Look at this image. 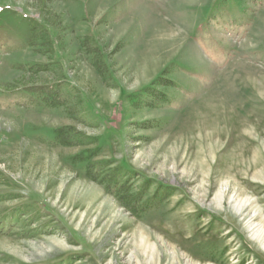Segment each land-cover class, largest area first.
Instances as JSON below:
<instances>
[{
    "label": "rangeland",
    "instance_id": "1",
    "mask_svg": "<svg viewBox=\"0 0 264 264\" xmlns=\"http://www.w3.org/2000/svg\"><path fill=\"white\" fill-rule=\"evenodd\" d=\"M263 239L264 2L0 0V264H264Z\"/></svg>",
    "mask_w": 264,
    "mask_h": 264
},
{
    "label": "bare ground",
    "instance_id": "2",
    "mask_svg": "<svg viewBox=\"0 0 264 264\" xmlns=\"http://www.w3.org/2000/svg\"><path fill=\"white\" fill-rule=\"evenodd\" d=\"M220 196H221V194H220ZM220 196L218 197V199L220 198ZM246 206H248L247 204H246V201L245 202H242L241 204H236V206H235V210L238 212V213H240V215H243V212L247 209V207ZM251 217L250 218H248V224H249V228L252 230V237H261V233H262V230L260 231L259 229H255L254 227L255 226H253L252 225V222H250L251 221ZM263 241H264V239H263ZM154 245L153 244H150V243H148L147 242V240H140V248L141 249H148L149 251L151 250V255H152V257H149V260L150 261H155V256H156V247H153ZM137 254V253H136ZM138 255V254H137ZM156 261H158V260H156ZM153 263V262H152ZM171 264H179V260L175 257V256H172V258H171Z\"/></svg>",
    "mask_w": 264,
    "mask_h": 264
},
{
    "label": "trees",
    "instance_id": "3",
    "mask_svg": "<svg viewBox=\"0 0 264 264\" xmlns=\"http://www.w3.org/2000/svg\"><path fill=\"white\" fill-rule=\"evenodd\" d=\"M254 1H256V2H260V3H262V2H264V0H254ZM39 91H44V92H47V94H48V90H39ZM60 98H61V96L60 95H58V96H53L51 99H50V97L47 95V96H45V101H47V104L49 105V106H58V105H64V102H63V100H60ZM49 101V102H48ZM52 102V103H51ZM60 135L61 134H59L58 135V138L60 137Z\"/></svg>",
    "mask_w": 264,
    "mask_h": 264
}]
</instances>
